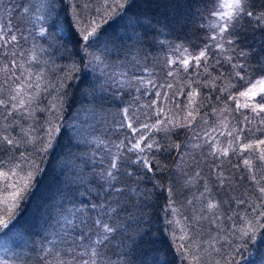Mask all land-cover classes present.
<instances>
[{
  "label": "snow or ice",
  "instance_id": "snow-or-ice-1",
  "mask_svg": "<svg viewBox=\"0 0 264 264\" xmlns=\"http://www.w3.org/2000/svg\"><path fill=\"white\" fill-rule=\"evenodd\" d=\"M0 264H264V0H0Z\"/></svg>",
  "mask_w": 264,
  "mask_h": 264
},
{
  "label": "rangeland",
  "instance_id": "rangeland-1",
  "mask_svg": "<svg viewBox=\"0 0 264 264\" xmlns=\"http://www.w3.org/2000/svg\"><path fill=\"white\" fill-rule=\"evenodd\" d=\"M3 241L2 240H0V243H2Z\"/></svg>",
  "mask_w": 264,
  "mask_h": 264
}]
</instances>
